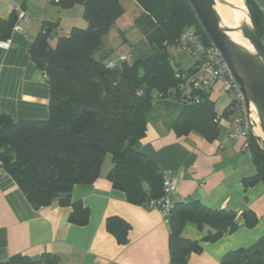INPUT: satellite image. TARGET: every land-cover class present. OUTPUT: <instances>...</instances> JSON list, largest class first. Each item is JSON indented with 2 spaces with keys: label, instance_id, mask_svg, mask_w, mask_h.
<instances>
[{
  "label": "trees",
  "instance_id": "trees-1",
  "mask_svg": "<svg viewBox=\"0 0 264 264\" xmlns=\"http://www.w3.org/2000/svg\"><path fill=\"white\" fill-rule=\"evenodd\" d=\"M143 10L144 51L132 63L124 62L109 69V60L96 54L124 9L121 0H52L62 10L83 6L86 28L75 27L51 45L59 22L47 21L36 37L30 56L45 75L50 87L47 120L16 121L0 112V161L35 209L58 202L72 207L69 221L85 226L90 210L81 201H72L74 188L94 184L107 160L113 168L107 178L113 188L124 192L128 202L146 207L164 196V173L135 145L147 133L155 119L154 107L168 102L180 107L172 130L178 136L195 132L212 141L219 137V115L215 103L207 98L201 104L180 106L174 101L158 99L177 85L170 61L169 46L186 29H193L206 44L205 32L189 0H134ZM264 45V13L247 0ZM24 8V7H22ZM18 20L15 10L7 19L0 18V42L8 41ZM141 92V94H139ZM232 105L223 116L230 119ZM249 150L257 169L254 178L244 181L247 187L264 184V147L250 134ZM233 212L213 211L198 201L173 204L167 219L170 235V264H188L193 253L201 251L198 241L182 234L188 223L207 229L206 242H217L237 230ZM245 224L253 228L258 218L244 214ZM108 230L120 244H126L130 225L118 218L109 219ZM242 250L228 253L220 264H264L259 253L242 261ZM6 264H65L50 254L31 259L12 258Z\"/></svg>",
  "mask_w": 264,
  "mask_h": 264
},
{
  "label": "crops",
  "instance_id": "crops-1",
  "mask_svg": "<svg viewBox=\"0 0 264 264\" xmlns=\"http://www.w3.org/2000/svg\"><path fill=\"white\" fill-rule=\"evenodd\" d=\"M252 2L264 9V0ZM20 7L29 18L26 27L13 33L7 41L10 46L0 45V112L16 121L47 120L50 87L32 61L30 49L43 23L60 24L67 10L52 0H0V18L7 19ZM180 60L189 63L186 56ZM222 93L217 87L210 95L219 115L233 103ZM166 116H155L135 150L152 159L163 173L172 172L176 184L173 204L198 201L213 211L233 212L238 227L213 243L204 240L207 229L188 223L182 236L201 246L200 252L190 255L188 264H220L228 253L238 250L243 252V263L255 253L264 262V184L247 188L244 184L257 175L244 139L229 138L232 123L227 117L219 125V137L210 141L195 132L176 135L172 124L177 118L169 121ZM112 168L107 158L94 184L74 188L72 201H81L90 210L85 226L71 223L74 209L61 207L57 201L35 209L8 173L0 175V264L18 256L35 259L45 254L65 264H170L168 219L157 209L128 202L126 194L114 189L107 178ZM245 213L258 218L256 226H246ZM113 218L130 225L126 244H120L108 230L107 222Z\"/></svg>",
  "mask_w": 264,
  "mask_h": 264
},
{
  "label": "built area",
  "instance_id": "built-area-1",
  "mask_svg": "<svg viewBox=\"0 0 264 264\" xmlns=\"http://www.w3.org/2000/svg\"><path fill=\"white\" fill-rule=\"evenodd\" d=\"M261 10L264 13V9ZM16 11L18 20L14 32H20L23 31L29 18L22 7L17 8ZM0 45L10 46L7 41H1ZM169 49L174 50L178 57L186 56L189 63L185 65L181 60L176 61L175 57L171 58L170 64L177 85L170 89L165 96L160 95L158 99L174 101L183 107L192 106L201 104L207 98H210L212 91L220 87L223 93L233 95L234 113L230 117L232 128L228 136L230 139L243 138L245 141L244 147L249 149L251 128L246 99L220 49L212 42L206 44L202 36L191 28L184 30L179 39L169 46ZM128 59L127 55H121L116 60H109L107 67L115 69L122 63L127 62ZM222 120L223 116L217 115L214 123L220 125ZM4 173L5 170L0 161V175ZM175 192L176 184L172 172L164 173L165 194L163 198L149 202L146 208L157 209L167 218L173 208L172 196Z\"/></svg>",
  "mask_w": 264,
  "mask_h": 264
},
{
  "label": "water",
  "instance_id": "water-1",
  "mask_svg": "<svg viewBox=\"0 0 264 264\" xmlns=\"http://www.w3.org/2000/svg\"><path fill=\"white\" fill-rule=\"evenodd\" d=\"M211 42L215 44L246 99L251 134L264 147V45L247 0H189ZM225 7L235 15L229 23L219 14ZM26 27V26H25Z\"/></svg>",
  "mask_w": 264,
  "mask_h": 264
},
{
  "label": "rangeland",
  "instance_id": "rangeland-1",
  "mask_svg": "<svg viewBox=\"0 0 264 264\" xmlns=\"http://www.w3.org/2000/svg\"><path fill=\"white\" fill-rule=\"evenodd\" d=\"M124 9L123 14L118 17L116 22L111 27L109 33L104 39V45L96 54L97 58L105 56L106 60L118 59L121 55L129 57L128 63H132L139 52L144 51L145 43V28L141 21L144 19L143 10L134 0H121ZM83 6L76 5L73 9L63 12V21L60 22L58 30L54 31L51 39V45L55 46L60 36L68 35L75 27L86 28L87 22L83 17ZM172 57L180 61L176 52L171 49ZM223 94V93H222ZM228 95L229 100H233V95ZM217 98V96L215 95ZM154 113L158 115H168L169 121L175 120L180 115V107L174 104L163 102L154 107Z\"/></svg>",
  "mask_w": 264,
  "mask_h": 264
},
{
  "label": "bare ground",
  "instance_id": "bare-ground-1",
  "mask_svg": "<svg viewBox=\"0 0 264 264\" xmlns=\"http://www.w3.org/2000/svg\"><path fill=\"white\" fill-rule=\"evenodd\" d=\"M231 1H233V2H235V3H237V4L240 3V0H231ZM218 11H219V14L222 16V18H223L225 21H227V22H229V23H232V22L235 21V15H234V13L231 12L230 10H228L227 8H225V7H220ZM257 133H258V135H260L261 137H264V136H263V133H262V131H261V129L258 128V129H257Z\"/></svg>",
  "mask_w": 264,
  "mask_h": 264
}]
</instances>
